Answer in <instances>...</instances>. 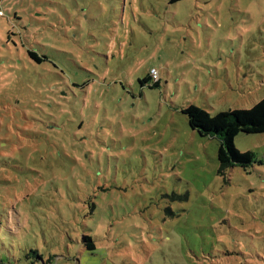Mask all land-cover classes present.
<instances>
[{"label":"rangeland","instance_id":"rangeland-1","mask_svg":"<svg viewBox=\"0 0 264 264\" xmlns=\"http://www.w3.org/2000/svg\"><path fill=\"white\" fill-rule=\"evenodd\" d=\"M262 98L264 0H0V264H264V133L182 112Z\"/></svg>","mask_w":264,"mask_h":264},{"label":"trees","instance_id":"trees-1","mask_svg":"<svg viewBox=\"0 0 264 264\" xmlns=\"http://www.w3.org/2000/svg\"><path fill=\"white\" fill-rule=\"evenodd\" d=\"M180 0H168V3H176ZM29 57L39 63L44 57H39L35 52L28 51ZM140 85L152 84L157 86V81H152L149 72L139 80ZM192 129H196L201 136L215 137L219 141L217 159L220 170L227 167L240 166L246 168L254 161L252 151L239 152L234 145V137L239 133H264V98L256 102L249 109H233L229 112L220 111L210 116L203 108L189 105L182 111ZM83 244L87 250H94L95 244L88 235H83Z\"/></svg>","mask_w":264,"mask_h":264},{"label":"built area","instance_id":"built-area-1","mask_svg":"<svg viewBox=\"0 0 264 264\" xmlns=\"http://www.w3.org/2000/svg\"><path fill=\"white\" fill-rule=\"evenodd\" d=\"M149 75L152 81H157L159 79L158 72L155 68H150Z\"/></svg>","mask_w":264,"mask_h":264}]
</instances>
